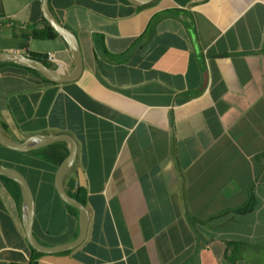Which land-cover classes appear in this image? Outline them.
<instances>
[{
  "label": "crops",
  "instance_id": "obj_1",
  "mask_svg": "<svg viewBox=\"0 0 264 264\" xmlns=\"http://www.w3.org/2000/svg\"><path fill=\"white\" fill-rule=\"evenodd\" d=\"M42 2L0 0V52L52 53L70 73L60 35H31ZM49 6L77 36L83 71L59 84L0 65V122L15 140H76L89 227L79 247L37 256L0 179V264H264V0ZM41 185L36 238L73 241L78 218Z\"/></svg>",
  "mask_w": 264,
  "mask_h": 264
},
{
  "label": "water",
  "instance_id": "obj_2",
  "mask_svg": "<svg viewBox=\"0 0 264 264\" xmlns=\"http://www.w3.org/2000/svg\"><path fill=\"white\" fill-rule=\"evenodd\" d=\"M130 4L135 6H142L150 3L153 0H127ZM42 10L45 20L55 29V31L66 41L71 52L75 68L70 73H63L48 66L44 62L34 59L26 54L16 51L0 52V62H12L22 65L27 68L34 69L42 74L46 79L51 82L64 84L76 81L83 71V58L81 55L79 41L74 32L63 25L52 13L49 0H43ZM66 142L68 145L69 153L66 158L60 163L54 178V186L59 198L67 205L76 208L79 212V234L71 242L47 246L42 244L34 234V222L36 216V201L33 189L25 177V175L14 167H9L0 164V175L5 176L15 181L21 191L22 196V209H23V227L29 245L41 254H53L69 251L79 247L87 237L90 214L87 206L79 200L73 198L68 194L64 186V179L77 160L78 145L76 140L70 135H44L37 134L28 137L24 141H16L8 137L0 123V144L6 148L19 151L29 152L40 149L42 147L51 145L56 142Z\"/></svg>",
  "mask_w": 264,
  "mask_h": 264
},
{
  "label": "trees",
  "instance_id": "obj_3",
  "mask_svg": "<svg viewBox=\"0 0 264 264\" xmlns=\"http://www.w3.org/2000/svg\"><path fill=\"white\" fill-rule=\"evenodd\" d=\"M122 2L129 3L127 0H121ZM43 28H35L31 33V35L35 38H41V39H51L59 36V34L55 31V29L45 20ZM32 58L40 60L50 66L47 58L45 55L42 54H30ZM12 64L16 66H20L22 68H25L38 76H41L44 81L51 82L48 79H46L42 74H40L38 71L24 67L19 64H15L12 62H0V65L2 64ZM1 123V122H0ZM1 126L3 128V131L5 134L10 137L11 139L15 140L14 137L9 134L7 131L6 125L4 123H1ZM16 141H23V140H16ZM69 153L68 145L66 142H56L51 145L42 147L37 150L29 151V152H19L15 151L9 148H6L0 144V164L14 167L21 171L26 178L28 179L33 192L36 193L37 190V184L41 183L42 188L46 193H48L47 198L51 199V192H56V189L53 185L54 178L47 179L43 177L42 173L40 172L41 169L48 168L52 170L53 172H56L58 166L60 163L66 158V156ZM72 169V168H71ZM0 179L3 180V182L6 183L7 188L11 191V193L17 198L22 200L21 191L19 185L5 177L0 175ZM64 186L66 191L70 196L73 198L79 200L83 204H87V197H86V191L79 185V183L76 180L75 175L70 170L68 174L66 175L64 179ZM57 198L59 200L60 206L63 208L65 206V209L70 212L71 214L75 215L76 218H78L79 212L76 208L69 206L65 204L58 196L56 192ZM60 207V208H61ZM34 250V249H33ZM34 253L36 251L34 250ZM41 253H37V256ZM30 264H36L35 262Z\"/></svg>",
  "mask_w": 264,
  "mask_h": 264
},
{
  "label": "built area",
  "instance_id": "obj_4",
  "mask_svg": "<svg viewBox=\"0 0 264 264\" xmlns=\"http://www.w3.org/2000/svg\"><path fill=\"white\" fill-rule=\"evenodd\" d=\"M47 58L49 60H54V55L52 53L48 54Z\"/></svg>",
  "mask_w": 264,
  "mask_h": 264
}]
</instances>
